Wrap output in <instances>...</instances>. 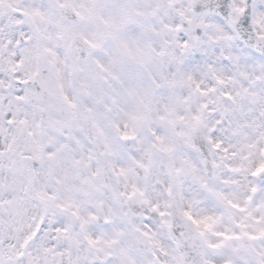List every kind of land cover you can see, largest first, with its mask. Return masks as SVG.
I'll return each mask as SVG.
<instances>
[{
    "label": "clouds",
    "instance_id": "1",
    "mask_svg": "<svg viewBox=\"0 0 264 264\" xmlns=\"http://www.w3.org/2000/svg\"><path fill=\"white\" fill-rule=\"evenodd\" d=\"M0 264H264V0H0Z\"/></svg>",
    "mask_w": 264,
    "mask_h": 264
}]
</instances>
